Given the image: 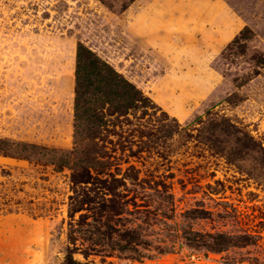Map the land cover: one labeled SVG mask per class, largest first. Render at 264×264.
<instances>
[{
    "label": "rangeland",
    "instance_id": "374dc122",
    "mask_svg": "<svg viewBox=\"0 0 264 264\" xmlns=\"http://www.w3.org/2000/svg\"><path fill=\"white\" fill-rule=\"evenodd\" d=\"M79 46L149 100L96 138L75 126ZM200 115L264 145V0H0V138L55 151L0 153V263L264 264V161L216 153ZM93 162L128 175L100 237L80 216L104 191L72 181ZM192 232L251 243L212 252Z\"/></svg>",
    "mask_w": 264,
    "mask_h": 264
},
{
    "label": "trees",
    "instance_id": "16d2710c",
    "mask_svg": "<svg viewBox=\"0 0 264 264\" xmlns=\"http://www.w3.org/2000/svg\"><path fill=\"white\" fill-rule=\"evenodd\" d=\"M130 1V0H129ZM127 6V2L122 8ZM242 35V34H241ZM148 98L135 87L131 82L125 79L120 73L115 71L108 63L101 60L90 50L84 46H79L77 52V61L75 66V126L85 129L88 138H96L102 130H106L111 122V116H123L129 111L136 110L141 107L146 108ZM201 124V131L208 133L205 140L211 142L212 148L216 153L222 155L225 159L236 161L242 159L246 154L252 153L257 155L264 161V145L257 141L249 133L239 129L235 123L224 117L210 115L205 119L202 116H197ZM102 129V130H101ZM82 132V131H81ZM211 139H210V138ZM47 150L45 147L36 146L33 144H25L13 142L4 138H0V153L5 156L22 157L31 159L36 156L43 158ZM93 158V157H92ZM52 164H72V160L68 154L59 156L58 159L50 157ZM104 162L91 163L94 174L89 171L90 166H80V171H75L72 178L74 184L79 183L92 184L95 188L103 190V194L98 196L96 200L88 196L84 204L88 206V213H84L80 217H84L85 223L91 227V232L99 235L109 232L108 229H113L109 224V217L112 212L118 213L113 204V198L116 195L115 190L118 186L124 185V181L128 179V175L124 174L121 177L118 175L120 171H111V167ZM67 166V165H66ZM71 168L74 169V166ZM81 208L73 207L70 211L72 221H74V213ZM106 214L103 220V215ZM90 219V221H87ZM82 218H79L76 223H70V231H74L75 225L82 223ZM97 224H100L99 227ZM73 227V229H72ZM100 228V229H99ZM105 229L102 231L101 229ZM134 232L126 233L120 236V239L127 240ZM193 237L188 238L193 246L204 248L208 251L219 252L229 247L239 246V244H249L250 237L243 235V240H234L235 238L222 232L214 233H197L192 232ZM114 240V238H113ZM116 241V240H115ZM117 246L119 250L128 249L127 247ZM110 249L115 247L110 246ZM134 248V247H132ZM95 250V249H94ZM65 264H84L72 258V254H67Z\"/></svg>",
    "mask_w": 264,
    "mask_h": 264
},
{
    "label": "crops",
    "instance_id": "0c3cea01",
    "mask_svg": "<svg viewBox=\"0 0 264 264\" xmlns=\"http://www.w3.org/2000/svg\"><path fill=\"white\" fill-rule=\"evenodd\" d=\"M0 264H2V263H0ZM4 264V263H3Z\"/></svg>",
    "mask_w": 264,
    "mask_h": 264
}]
</instances>
